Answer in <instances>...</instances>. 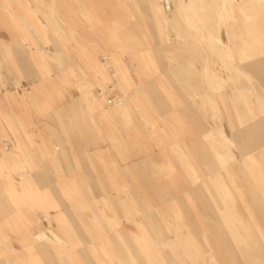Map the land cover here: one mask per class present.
<instances>
[{
  "label": "rangeland",
  "instance_id": "1",
  "mask_svg": "<svg viewBox=\"0 0 264 264\" xmlns=\"http://www.w3.org/2000/svg\"><path fill=\"white\" fill-rule=\"evenodd\" d=\"M20 1L0 0V185L19 191L1 217L11 236L42 240L9 260L19 247L0 227V264H136L138 253L150 264L162 252L166 264H264V50H243L240 35L255 28L264 47L252 8ZM14 3L23 20L9 18ZM140 213L153 239L175 243L121 232Z\"/></svg>",
  "mask_w": 264,
  "mask_h": 264
},
{
  "label": "crops",
  "instance_id": "2",
  "mask_svg": "<svg viewBox=\"0 0 264 264\" xmlns=\"http://www.w3.org/2000/svg\"><path fill=\"white\" fill-rule=\"evenodd\" d=\"M20 3H27L28 4V6H31V8L33 9V5H32V3H40V4H45L44 2H34L33 0H26V1H20ZM11 4H13V3H11ZM15 4V6H14V9H15V11L13 12V8L12 9H10V11H9V18L10 19H12V20H17V19H21V20H23L22 19V15L23 14H28L26 11L25 12H23L24 10H25V8H27L26 6H24L23 8H21V9H18V7H16L17 5L16 4H18V3H14ZM38 18L39 17H42V13L40 12V13H37V15H36ZM40 19V18H39ZM42 20V19H41ZM17 23L18 22H16L15 24H14V26H16L17 27ZM42 24H43V22H41ZM13 34V32L11 33V35ZM15 35H17V32L15 33ZM16 63H18V61H20V57H18V56H16ZM92 81H96V79H95V76H94V79H92ZM23 83H26V85H30V83H31V81H23V82H21V85H23ZM36 84V83H35ZM45 96H47V95H45ZM48 98V97H47ZM16 127V126H15ZM21 129L23 128V126L22 127H20ZM26 133L27 132H25V136H27L26 135ZM18 148H20V145L18 144V145H16V149H18ZM15 154V153H14ZM16 155V158L18 159V161H19V163L21 164V166L23 165V162H25L24 164H27V161H28V159H27V157L25 156V155H21V156H18L17 154H15ZM17 165H16V163L14 162V163H12L11 161H9L8 162V164H7V169L9 170L10 169V167H13V168H17L16 167ZM11 190V191H10ZM27 191H30V195H33V196H43V192H44V187L42 186V187H40V188H37V190L36 189H29V190H27ZM33 192V193H32ZM16 193H19V191L17 190V189H13L12 190V188H10V189H8V188H6V187H2L1 188V185H0V227H6V230H4L3 228H2V231H3V234H2V236H1V238H3V241L4 242H6L5 243V245H7L8 247H9V245L11 246V248H12V250H13V245L11 244V242H16L17 243V245H18V247L19 248H17V249H15L14 248V250H16V252L15 253H10L8 250H6V252H9L10 254H13V256H11V257H8V259L9 260H11V258L13 259V258H16L17 256L15 255L16 253H23V252H25V248H26V246L24 247V237H22L21 236V238H19V237H16L15 235L14 236H11L12 234H10L11 233V231L8 229V226H6V222H7V224L9 225V216H4V217H1V214H2V212H3V210H9L8 209V204L10 203V198H12L13 196H14V194H16ZM8 197L6 200L3 198V197ZM36 199V198H35ZM177 203V202H176ZM100 211V210H99ZM102 212V211H101ZM137 212H139V211H137ZM155 212L153 211V214H154ZM100 214V213H99ZM145 215V213H140L139 215H137L138 216V218L137 219H135V220H133V226H134V229H132L131 227L129 228V227H127V226H124V230H121V232H125L126 234L127 233H131V234H133L134 236H136V238H137V244H141V243H143V242H149V243H154V244H166V243H168L169 245H172V243H175V240H172V242L171 241H169V240H164V241H162V240H156V239H153V237H152V235L151 234H149V233H147V227L145 226V221L146 220H144V216ZM100 217H101V219H102V213L100 214ZM155 217V214L152 216V218H154ZM6 218V219H5ZM105 218H109V219H113V221L115 222V220H114V218H110V217H105ZM153 220H157V218L155 219H153ZM103 221L105 222V219H103ZM160 221V220H159ZM164 224H160L159 226L161 227V226H163ZM165 227H167L166 225H164ZM218 227H220V226H217V228ZM37 236V235H36ZM35 236V237H36ZM145 236H147V238L145 237ZM201 236L202 237H204V241L206 240L205 238V234L202 232L201 233ZM178 237V236H177ZM40 255H43V253H44V250H43V246L42 245H40ZM7 249V248H6ZM5 250V249H4ZM33 251H35V249H33ZM186 251L187 252H189L190 250H188V249H186ZM154 253H156V252H154ZM140 254L141 253H138V255H137V263L136 264H142V260H144V258L142 259L141 258V256H140ZM16 256V257H15ZM159 255L156 253V256L155 257H152V258H146V261H149V263L150 264H161V260L166 264V257H165V253L164 252H162L161 254H160V257H158Z\"/></svg>",
  "mask_w": 264,
  "mask_h": 264
},
{
  "label": "bare ground",
  "instance_id": "3",
  "mask_svg": "<svg viewBox=\"0 0 264 264\" xmlns=\"http://www.w3.org/2000/svg\"><path fill=\"white\" fill-rule=\"evenodd\" d=\"M178 2V5L183 9V7H191V9H193V10H196V11H198V7L199 6H202V5H205L206 6V4L205 3H208V2H206V0H177ZM231 0H213V5H214V7H216V6H222V5H224V3H226V2H230ZM241 1H243V2H246V3H244V4H246V5H241V6H239V9L241 10L242 9V7H248V8H252V10L255 12V14H257L260 18H261V21H262V25H263V28H264V0H241ZM140 2H142L143 3V1H140ZM169 2H170V0H164L163 1V5H166V8H168V5H169ZM212 3V2H211ZM143 5H144V3H143ZM207 7H208V5H207ZM144 8V7H143ZM148 9H149V7H147ZM181 8H179V9H181ZM210 8V7H209ZM217 8V7H216ZM162 9V8H161ZM181 9V10H182ZM218 9V8H217ZM184 11V10H183ZM181 12V11H180ZM161 13V12H160ZM187 17V16H186ZM188 18V17H187ZM55 22V21H54ZM58 24V23H57ZM258 25V24H257ZM213 26V25H212ZM61 27V26H60ZM240 27V26H239ZM241 29H242V27H240ZM255 28H250V29H248V30H241L240 31V35H241V37H243V42H241V44L242 43H244L245 44V47L243 46L242 47V49L243 50H245L246 49V46H248V47H254V51L257 53H259L260 54V52L259 51H261V53H262V50H264V47H260V45H259V39H260V32L258 31V30H254ZM261 30H262V28H261ZM197 33V32H196ZM230 33V32H229ZM231 36H233V38L235 37L234 36V34H231ZM240 37V36H239ZM237 38V37H236ZM211 39H213V41L217 44V45H223L222 44V42H221V40H220V38H219V36H217L216 35V33L215 34H211ZM209 41V40H208ZM236 42H237V40H236ZM240 42V41H239ZM215 44V45H216ZM246 56V53H245V51L244 52H242L238 57H237V59L238 60H240V61H242L243 62V60L245 59L244 57ZM258 56V55H257ZM256 56V57H257ZM242 67V66H241ZM258 70V69H257ZM227 74V73H226ZM249 74V73H248ZM251 75V77H254L253 79H255V80H257V79H259V77L257 76V75H253L252 76V74H250ZM249 75V76H250ZM243 78V77H242ZM244 80V79H243ZM263 82V85H262V87H263V89H264V81H262ZM246 85V84H245ZM248 88V87H247ZM249 89V88H248ZM251 92V91H250ZM214 93V92H213ZM210 94V93H209ZM262 94L264 95V90H262ZM235 95V94H234ZM199 103V102H198ZM221 135V134H220ZM218 137V136H217ZM222 137V136H221ZM220 142V141H219ZM221 143V142H220ZM263 152V151H262ZM263 154V153H262ZM186 158V157H185ZM188 162V161H187ZM191 162V161H190ZM190 167V166H189ZM203 167V166H202ZM191 168V167H190ZM192 169V168H191ZM190 170V169H189ZM191 171V170H190ZM195 177V176H194ZM68 181V180H67ZM70 182V181H69ZM29 184H30V181L28 182ZM91 183V182H90ZM27 185V184H26ZM11 186V185H10ZM9 186V187H10ZM11 188V187H10ZM234 188V187H233ZM12 190H13V188H12ZM11 191V190H10ZM70 191V190H69ZM62 194V193H61ZM90 194V193H89ZM68 196V195H67ZM18 197V196H17ZM20 201V200H19ZM15 202V201H14ZM17 202V201H16ZM102 213V212H101ZM100 213V214H101ZM100 214L99 213H97V215H95V218H97V219H101V217H100ZM98 221H101V220H98ZM105 223H106V225L108 224V225H112L113 223H115L114 221H113V219H109V218H105ZM107 225V226H108ZM98 233V232H97ZM71 234V233H70ZM129 234V233H128ZM130 235V234H129ZM134 235H132V237H133ZM57 237V236H56ZM58 238V237H57ZM56 238V239H57ZM36 240H42V234H37V236L34 238V239H32V240H28V241H25L26 243H28V244H33L34 242H36ZM59 241H60V239H58ZM64 249V248H63ZM62 250V249H61ZM58 251V250H57ZM62 252H63V250H62ZM128 252V251H127ZM128 254V253H127ZM129 255V254H128Z\"/></svg>",
  "mask_w": 264,
  "mask_h": 264
},
{
  "label": "built area",
  "instance_id": "4",
  "mask_svg": "<svg viewBox=\"0 0 264 264\" xmlns=\"http://www.w3.org/2000/svg\"><path fill=\"white\" fill-rule=\"evenodd\" d=\"M111 102H112V99H111V100H110V99H109V100H107V103H111Z\"/></svg>",
  "mask_w": 264,
  "mask_h": 264
}]
</instances>
